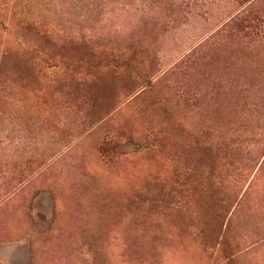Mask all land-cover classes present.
<instances>
[{
	"label": "rangeland",
	"instance_id": "374dc122",
	"mask_svg": "<svg viewBox=\"0 0 264 264\" xmlns=\"http://www.w3.org/2000/svg\"><path fill=\"white\" fill-rule=\"evenodd\" d=\"M0 264H264V0H0Z\"/></svg>",
	"mask_w": 264,
	"mask_h": 264
}]
</instances>
